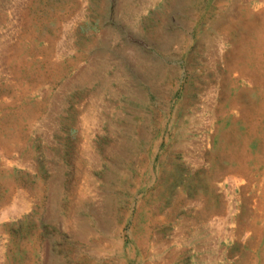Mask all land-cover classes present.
Masks as SVG:
<instances>
[{"label":"rangeland","instance_id":"1","mask_svg":"<svg viewBox=\"0 0 264 264\" xmlns=\"http://www.w3.org/2000/svg\"><path fill=\"white\" fill-rule=\"evenodd\" d=\"M0 264H264V0H0Z\"/></svg>","mask_w":264,"mask_h":264},{"label":"bare ground","instance_id":"2","mask_svg":"<svg viewBox=\"0 0 264 264\" xmlns=\"http://www.w3.org/2000/svg\"><path fill=\"white\" fill-rule=\"evenodd\" d=\"M16 213V212H15ZM13 214V213H12ZM5 216V215H4ZM6 217V216H5ZM3 218V217H2ZM2 220V219H1Z\"/></svg>","mask_w":264,"mask_h":264}]
</instances>
